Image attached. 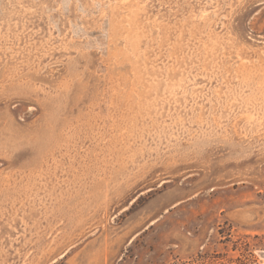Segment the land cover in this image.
<instances>
[{
	"label": "rangeland",
	"instance_id": "obj_1",
	"mask_svg": "<svg viewBox=\"0 0 264 264\" xmlns=\"http://www.w3.org/2000/svg\"><path fill=\"white\" fill-rule=\"evenodd\" d=\"M190 262L264 264V0H0V264Z\"/></svg>",
	"mask_w": 264,
	"mask_h": 264
},
{
	"label": "trees",
	"instance_id": "obj_2",
	"mask_svg": "<svg viewBox=\"0 0 264 264\" xmlns=\"http://www.w3.org/2000/svg\"><path fill=\"white\" fill-rule=\"evenodd\" d=\"M185 264H192V263L190 262V263H185Z\"/></svg>",
	"mask_w": 264,
	"mask_h": 264
},
{
	"label": "bare ground",
	"instance_id": "obj_3",
	"mask_svg": "<svg viewBox=\"0 0 264 264\" xmlns=\"http://www.w3.org/2000/svg\"><path fill=\"white\" fill-rule=\"evenodd\" d=\"M260 255V254H259Z\"/></svg>",
	"mask_w": 264,
	"mask_h": 264
}]
</instances>
